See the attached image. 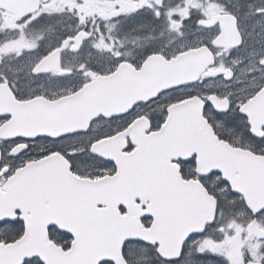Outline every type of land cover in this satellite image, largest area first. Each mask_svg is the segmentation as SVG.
Masks as SVG:
<instances>
[{
    "label": "snow or ice",
    "instance_id": "obj_1",
    "mask_svg": "<svg viewBox=\"0 0 264 264\" xmlns=\"http://www.w3.org/2000/svg\"><path fill=\"white\" fill-rule=\"evenodd\" d=\"M0 264H264V0H0Z\"/></svg>",
    "mask_w": 264,
    "mask_h": 264
}]
</instances>
